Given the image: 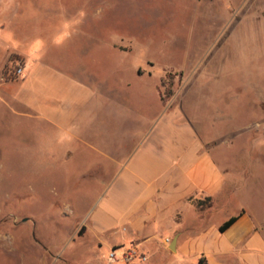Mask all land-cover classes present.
<instances>
[{
	"label": "rangeland",
	"instance_id": "obj_1",
	"mask_svg": "<svg viewBox=\"0 0 264 264\" xmlns=\"http://www.w3.org/2000/svg\"><path fill=\"white\" fill-rule=\"evenodd\" d=\"M16 9L0 12V264H124L108 254L126 233H103L94 218L132 196L121 174L137 151L147 160L164 137L186 133L223 184L217 197L192 200L201 217L188 203L176 209L202 235L244 216L254 233L221 264H245L248 239L263 258L264 0H24ZM153 234L154 243L171 237ZM148 246L146 262L128 264H173Z\"/></svg>",
	"mask_w": 264,
	"mask_h": 264
},
{
	"label": "crops",
	"instance_id": "obj_2",
	"mask_svg": "<svg viewBox=\"0 0 264 264\" xmlns=\"http://www.w3.org/2000/svg\"><path fill=\"white\" fill-rule=\"evenodd\" d=\"M23 3L24 0H0V12L5 13L8 7L16 6L15 12L20 14ZM23 60L20 76L25 71V63L28 64V60ZM168 130L163 129L161 133L171 135L173 131ZM174 139L164 137L162 146L152 148L154 151L147 160L141 159L142 152L135 153L121 172L127 183L121 186L131 191L132 196L127 201H121L123 206L115 212L107 207L102 209L95 216L93 225L103 233H126L127 236L111 247L117 250L125 246L136 247L147 260L152 251L148 244L153 243L158 250L171 254L173 264H221L229 251L254 233V227L241 216L223 233L216 229L202 235L194 224L185 222L177 206L188 203L201 217L192 200L201 196L217 197L222 189L223 177L202 145L193 141L191 136L186 133L179 141L173 142ZM156 229H168L171 237L165 238L162 243H154ZM166 239L169 244L165 243ZM174 239L175 252L169 249ZM248 240V251L241 250L240 259L245 264H264V257L259 260L249 253L255 249L256 241Z\"/></svg>",
	"mask_w": 264,
	"mask_h": 264
},
{
	"label": "built area",
	"instance_id": "obj_3",
	"mask_svg": "<svg viewBox=\"0 0 264 264\" xmlns=\"http://www.w3.org/2000/svg\"><path fill=\"white\" fill-rule=\"evenodd\" d=\"M23 69L22 68H18L16 70V74L17 76H20L22 74ZM169 240L166 239L165 243L169 244ZM120 250H111L108 254V259L110 261H118L120 260V262L124 263V264H128V263H132L134 260L138 259L141 262H144L147 260V258L139 252V250L136 247H132L131 249L127 250V251H122L121 255L118 256V252Z\"/></svg>",
	"mask_w": 264,
	"mask_h": 264
},
{
	"label": "trees",
	"instance_id": "obj_4",
	"mask_svg": "<svg viewBox=\"0 0 264 264\" xmlns=\"http://www.w3.org/2000/svg\"><path fill=\"white\" fill-rule=\"evenodd\" d=\"M200 207L199 204L197 205V208ZM242 215H238L236 217H232L230 218L228 221H226L225 223H223L219 228V232L223 233L225 232L227 229H229Z\"/></svg>",
	"mask_w": 264,
	"mask_h": 264
},
{
	"label": "water",
	"instance_id": "obj_5",
	"mask_svg": "<svg viewBox=\"0 0 264 264\" xmlns=\"http://www.w3.org/2000/svg\"><path fill=\"white\" fill-rule=\"evenodd\" d=\"M175 245H176V239L172 241V243L169 246V249L173 252H175Z\"/></svg>",
	"mask_w": 264,
	"mask_h": 264
}]
</instances>
